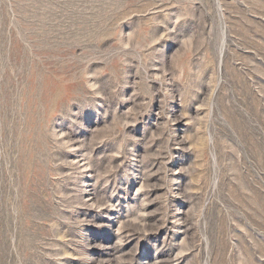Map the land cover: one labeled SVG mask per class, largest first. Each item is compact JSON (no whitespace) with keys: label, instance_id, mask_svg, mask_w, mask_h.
<instances>
[{"label":"rangeland","instance_id":"obj_1","mask_svg":"<svg viewBox=\"0 0 264 264\" xmlns=\"http://www.w3.org/2000/svg\"><path fill=\"white\" fill-rule=\"evenodd\" d=\"M0 264H264V0H0Z\"/></svg>","mask_w":264,"mask_h":264}]
</instances>
